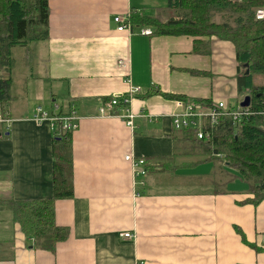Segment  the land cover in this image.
I'll return each mask as SVG.
<instances>
[{"label": "crops", "instance_id": "0c3cea01", "mask_svg": "<svg viewBox=\"0 0 264 264\" xmlns=\"http://www.w3.org/2000/svg\"><path fill=\"white\" fill-rule=\"evenodd\" d=\"M148 1H48V40L37 47L29 87L43 82L30 87L33 97L7 100L11 124L0 129V200L8 201L0 203V264H264V199L244 203L252 198L237 179L214 192L198 180L210 172L199 166L163 172L157 159L172 155L171 116L181 111L161 95L143 98L159 90L234 109L243 99L234 47L204 39L199 55L190 37L116 30L114 17L125 20L133 7L153 12ZM125 94L129 110L144 114L132 128L99 112ZM36 106L79 117L71 132L73 197L54 203L55 222L69 233L54 253L36 248L8 207L52 197L54 135L47 124L30 121ZM127 154L145 161L144 177L134 176Z\"/></svg>", "mask_w": 264, "mask_h": 264}, {"label": "trees", "instance_id": "16d2710c", "mask_svg": "<svg viewBox=\"0 0 264 264\" xmlns=\"http://www.w3.org/2000/svg\"><path fill=\"white\" fill-rule=\"evenodd\" d=\"M48 1L0 0V113L4 116L7 115L16 53L20 51L24 57L30 51L29 54L37 56L38 45L48 40ZM165 1L166 5L153 12L143 7L131 8L126 23L132 30L150 28V36L190 37L194 39L192 53L199 55L206 46L204 39L230 42L237 62V97L250 96L251 115L239 122L223 116L207 124L208 141L198 140L192 129L174 130L172 155L157 161L163 172L210 165V172L198 178L200 182H207L204 184L221 194L237 179L252 198L244 203L256 206L264 199V86L255 85L252 77L264 74V21L255 20L254 14L264 7V0ZM155 95L172 101L213 105L210 100L192 101L159 90H150L143 98ZM71 134L53 133L52 197L43 201L8 203L22 234L32 239L36 248L51 253L69 233L68 228L56 224L54 203L73 197ZM0 201L3 205L8 202Z\"/></svg>", "mask_w": 264, "mask_h": 264}, {"label": "built area", "instance_id": "2783aa9c", "mask_svg": "<svg viewBox=\"0 0 264 264\" xmlns=\"http://www.w3.org/2000/svg\"><path fill=\"white\" fill-rule=\"evenodd\" d=\"M255 20L264 21V7L255 11ZM113 22L117 25L116 30L132 32L131 25L126 19L114 17ZM152 31L150 29H140L139 34L150 36ZM127 62L124 60L118 61V66L122 69L127 68ZM138 89L131 88L130 94H137ZM130 96L127 94L112 97L106 106H102L99 110L100 116L117 117L124 122V124L132 128L133 121L137 117H143L141 112L136 115L129 110ZM176 107L181 111L171 116V125L173 130H194V134L198 140L208 141L210 139V132L207 129V124L216 122L220 117H231L234 121H240L243 117L251 115L249 107L241 108L239 104L234 108H229L223 102H217L212 106H204L198 103H185L183 101H175ZM30 121L36 125L47 124L52 133L74 132L78 127L79 117L74 113L64 116L53 115L45 111L41 106H36L30 116ZM11 119L8 115L4 116L0 113V128L5 126L6 130L10 127ZM124 161L130 164L133 174L136 177H144L146 175L145 161L141 158L134 157L132 154L124 156ZM120 237L130 239L131 234H120Z\"/></svg>", "mask_w": 264, "mask_h": 264}, {"label": "rangeland", "instance_id": "374dc122", "mask_svg": "<svg viewBox=\"0 0 264 264\" xmlns=\"http://www.w3.org/2000/svg\"><path fill=\"white\" fill-rule=\"evenodd\" d=\"M149 4L147 7H152L153 9L157 6H164L166 5L165 0H150L148 1ZM216 21H219V18H215ZM18 53L21 54V56H17V60L15 62L16 66L13 70L14 78L12 77V85L11 89L9 91V98L12 97L11 100H9L8 103H11L14 101V103L18 101L25 100V94L26 92H30V96L33 97V88L34 90L41 84L39 79L36 81H32V85L30 87H33L32 89L29 87L30 77H36V66H37V56H34L33 54H29L30 51L27 52L26 58H22V53L18 51ZM253 83L255 85H263L264 86V74H257L253 75ZM28 88V89H26ZM50 101V100H48ZM51 102V101H50ZM49 102V104H50ZM7 103V104H8ZM236 105L235 101L233 100L230 104L231 107H234ZM3 131L6 130L5 126L1 127ZM210 165H200L196 169H202L205 173L210 170ZM196 172V171H195Z\"/></svg>", "mask_w": 264, "mask_h": 264}, {"label": "water", "instance_id": "95a60500", "mask_svg": "<svg viewBox=\"0 0 264 264\" xmlns=\"http://www.w3.org/2000/svg\"><path fill=\"white\" fill-rule=\"evenodd\" d=\"M248 73H249V71L247 70L246 71V74H248ZM250 100H251L250 96L243 97L242 101L239 103V106L241 108H247V107H249L250 106Z\"/></svg>", "mask_w": 264, "mask_h": 264}, {"label": "bare ground", "instance_id": "6f19581e", "mask_svg": "<svg viewBox=\"0 0 264 264\" xmlns=\"http://www.w3.org/2000/svg\"><path fill=\"white\" fill-rule=\"evenodd\" d=\"M64 116V115H63Z\"/></svg>", "mask_w": 264, "mask_h": 264}]
</instances>
